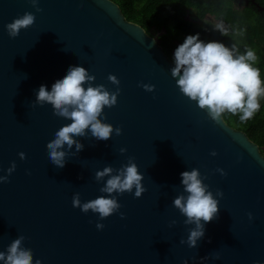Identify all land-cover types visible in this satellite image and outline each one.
I'll use <instances>...</instances> for the list:
<instances>
[{
  "label": "water",
  "instance_id": "95a60500",
  "mask_svg": "<svg viewBox=\"0 0 264 264\" xmlns=\"http://www.w3.org/2000/svg\"><path fill=\"white\" fill-rule=\"evenodd\" d=\"M39 7L0 0V176L16 163L9 182L0 183V251L23 235V247L42 264H264L260 145L224 117L220 124L211 121L180 93L170 71L174 60L143 25L125 17L117 0H39ZM26 12L35 15L34 24L11 38L6 25ZM72 65L87 68L94 83L110 91L117 86L108 75L118 77V103L105 107L104 116L123 134L114 132L107 141L77 137L83 150L73 155V146L59 168L46 145L71 121L55 116L50 104L33 105L39 87L50 91ZM129 157L144 175L142 197L135 189L113 194L122 207L103 220L73 206L76 193L82 203L107 195L100 192L107 177L98 182L95 173L119 169ZM193 168L208 177L210 191L224 193L216 196L218 218L205 225L196 248L181 243L194 225H185L173 205L183 192L180 174ZM215 253L220 259L202 260Z\"/></svg>",
  "mask_w": 264,
  "mask_h": 264
},
{
  "label": "clouds",
  "instance_id": "9594fccd",
  "mask_svg": "<svg viewBox=\"0 0 264 264\" xmlns=\"http://www.w3.org/2000/svg\"><path fill=\"white\" fill-rule=\"evenodd\" d=\"M30 3L37 12L42 11L39 0H30ZM35 19L31 12L15 18L6 25L9 36L17 37L22 29L31 27ZM213 30L222 36H229L231 31L223 20L216 22ZM173 60L171 76L175 79L180 93L195 102L200 110L206 112L207 118L216 124L223 121L225 113L239 114V120L243 123L251 120L260 110V98L264 97V81L261 80L260 69L255 66L258 57L252 48L247 47L241 52L235 43L229 46L218 40L206 42L197 33L186 36L183 43L175 48ZM107 79L117 86L115 91H110L104 84L96 85V76L90 74L87 68L72 65L63 78L52 84L50 91L46 85H41L35 92L33 106L50 104L55 116L71 121L59 128L54 133V139L46 145L52 164L63 168L73 146L76 149L73 155L83 150L84 144L77 137H88L90 134L97 141H107L114 132L117 136L123 134L122 127H114L105 122V107L116 106L121 94L118 77L109 74ZM140 86L148 92L155 91V85L141 83ZM120 152L126 153L127 149L121 148ZM210 154L218 155L216 151ZM19 156L22 160L26 159L23 152ZM15 169L16 163L13 161L7 169L8 175L0 176V183L9 182ZM216 171L227 176L222 168ZM180 176L183 192L173 200V205L186 217L185 225H194L189 229L187 240H181V243L196 248L198 241L205 236V225L218 218L220 201L216 196L223 198L224 193L219 189L215 194L210 191V186L204 183L208 177L202 176L198 168L183 171ZM95 179L104 182L100 192L107 195H100L82 203L80 193H76L72 203L84 213L90 210L97 213L101 220L112 216L122 207L113 194L132 193L135 189V197L140 198L146 191L142 183L144 175L140 172L135 157H129L127 163L119 169L104 167L95 173ZM120 216L125 218L124 213H120ZM248 217L249 220L254 219L252 213H248ZM176 223L173 220L169 226ZM96 227L102 230L105 225L97 223ZM24 240L25 237L21 235L10 243L6 251H0V261L3 264H42L41 260L34 261L31 249L23 247ZM209 258L220 259V256L215 253L211 257H203L202 260ZM184 264H188L187 260ZM256 264L261 262L257 261Z\"/></svg>",
  "mask_w": 264,
  "mask_h": 264
},
{
  "label": "trees",
  "instance_id": "16d2710c",
  "mask_svg": "<svg viewBox=\"0 0 264 264\" xmlns=\"http://www.w3.org/2000/svg\"><path fill=\"white\" fill-rule=\"evenodd\" d=\"M125 17L143 25L163 46L167 55L173 59L175 48L180 36L200 34L204 41L218 40L231 46L235 43L241 52L250 47L257 49L258 60L256 67L260 69L261 80L264 81V51L260 47L264 41V10L255 6L236 7L233 0H119ZM264 5V0H257ZM187 6L195 4L196 21L185 19L181 13ZM212 15L216 22L223 20L230 28L229 36H222L213 30L211 23L198 21L205 20ZM154 26V27H153ZM166 29V32L163 31ZM161 31V33H160ZM239 34H236V33ZM180 41V40H179ZM260 110L254 117L241 122L239 114L225 113L224 118L238 129H242L249 137L256 141L264 154V100L260 102Z\"/></svg>",
  "mask_w": 264,
  "mask_h": 264
},
{
  "label": "flooded vegetation",
  "instance_id": "af4514ba",
  "mask_svg": "<svg viewBox=\"0 0 264 264\" xmlns=\"http://www.w3.org/2000/svg\"><path fill=\"white\" fill-rule=\"evenodd\" d=\"M121 6V3L119 0H117ZM234 2V5L236 7H245V6H255V7H258L255 3H253L252 0H233ZM181 7H186L185 8V11H183L182 16L187 19V20H190V21H193L195 22L196 21V17H195V4H192V5H189L187 6V4H182ZM208 16V15H207ZM206 16V17H207ZM198 21H200V19H198ZM154 27V26H153ZM163 31L166 32V29H163ZM150 33V32H149ZM161 33V31H160ZM152 34V33H151ZM184 35H187L185 33H183ZM153 36L156 37L157 39V36H156V33L155 34H152ZM158 40V39H157ZM159 41V40H158ZM160 43V42H159ZM161 44V43H160Z\"/></svg>",
  "mask_w": 264,
  "mask_h": 264
},
{
  "label": "rangeland",
  "instance_id": "374dc122",
  "mask_svg": "<svg viewBox=\"0 0 264 264\" xmlns=\"http://www.w3.org/2000/svg\"><path fill=\"white\" fill-rule=\"evenodd\" d=\"M200 22L203 23V24H205L206 22H209V23H211L212 25H214V24L216 23V20H215V18H214L212 15L208 14V16L206 17V19H205V20H200ZM186 36H187V35H184V34L180 36V39H179L180 41L178 40L179 44L183 43V41H184V39L186 38ZM179 44H178V45H179ZM260 47H261L262 50L264 51V41L261 42ZM254 51H255L257 57H259L260 55H258V51H257V49H255ZM263 100H264V97H261V98H260V102H262Z\"/></svg>",
  "mask_w": 264,
  "mask_h": 264
}]
</instances>
